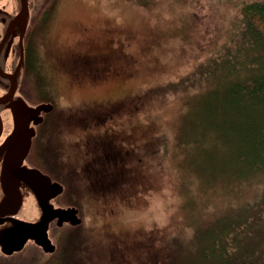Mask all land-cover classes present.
Wrapping results in <instances>:
<instances>
[{
	"label": "rangeland",
	"instance_id": "rangeland-1",
	"mask_svg": "<svg viewBox=\"0 0 264 264\" xmlns=\"http://www.w3.org/2000/svg\"><path fill=\"white\" fill-rule=\"evenodd\" d=\"M248 1L54 2L38 32L40 86L55 101L54 176L82 222L62 249L63 230L54 232L57 253L28 246L0 264H188L203 245L199 228L259 194L260 182L234 184L232 174L215 170L212 146L196 134L208 111L205 97L194 95L204 83L191 80L236 42ZM85 49H110L111 66L79 73L71 52ZM117 101L123 109L113 120L90 124L100 106ZM91 128L116 131L117 142L131 144L129 187H96L84 143Z\"/></svg>",
	"mask_w": 264,
	"mask_h": 264
},
{
	"label": "flooded vegetation",
	"instance_id": "flooded-vegetation-1",
	"mask_svg": "<svg viewBox=\"0 0 264 264\" xmlns=\"http://www.w3.org/2000/svg\"><path fill=\"white\" fill-rule=\"evenodd\" d=\"M55 1L0 0V259L16 257L28 246L44 251L31 233L25 234L27 240L21 249L9 251L3 249V237L6 232L16 230V235L23 238V222L38 221L43 203L57 208L68 202L66 184L53 172L55 141L49 116L55 110L54 95L49 86H40L39 76L38 32ZM111 58L114 56L110 49L71 52V61L77 65L79 73L92 65V69L100 72L104 61H109V68ZM42 103H51L53 108L37 111ZM121 104L123 101L100 106L96 118L88 124L113 120L121 113ZM94 128L90 129L84 143L88 148L86 166L96 174V187L100 193L104 192V187H129L131 144L125 146L117 142L116 131L108 128L91 131ZM27 137L30 142L25 146ZM35 170L49 176L52 182H59L63 191L58 192L56 186L48 182L30 183L27 176ZM69 225L65 222L59 226L57 217L49 222V236L55 244L54 232H64ZM56 251L57 248L44 252L52 255Z\"/></svg>",
	"mask_w": 264,
	"mask_h": 264
},
{
	"label": "trees",
	"instance_id": "trees-1",
	"mask_svg": "<svg viewBox=\"0 0 264 264\" xmlns=\"http://www.w3.org/2000/svg\"><path fill=\"white\" fill-rule=\"evenodd\" d=\"M241 15L236 42L211 57L196 77L183 79L204 83L194 95L205 97L208 111L196 134L212 146L215 170L232 174L234 184L258 181L262 187L223 221L199 228L203 245L188 264H264V0L244 3ZM78 226L66 227L59 249L74 239Z\"/></svg>",
	"mask_w": 264,
	"mask_h": 264
},
{
	"label": "water",
	"instance_id": "water-1",
	"mask_svg": "<svg viewBox=\"0 0 264 264\" xmlns=\"http://www.w3.org/2000/svg\"><path fill=\"white\" fill-rule=\"evenodd\" d=\"M52 108H53V104L42 103L36 108V110L37 111H41L43 109L50 110ZM15 136H18V133ZM29 142H30V138L27 137V139L25 140V146H27V143ZM27 177H26L27 180H29V182L33 184L41 185L48 182L51 183V185H55L58 192H62L64 189L59 182H52L49 176L44 175L37 170H35L33 174L32 172H30V174ZM42 209H43V213L38 221L23 222V233H24L23 238L16 235V230H11L5 233L3 237V241H4L3 249L5 251H9L8 249L11 250L21 249L27 240L25 234L31 233V235H33V237L35 238L37 244H39L44 249V251L53 252L56 250L57 246L49 236V231H48L49 222L55 217L58 218L59 226L63 225L65 222L71 225H78L82 222V217L79 215V208L75 205L60 206L57 208H53L48 203L45 204L43 203Z\"/></svg>",
	"mask_w": 264,
	"mask_h": 264
}]
</instances>
